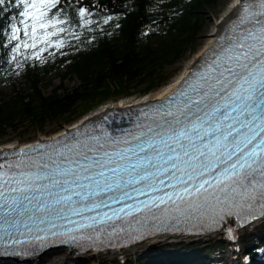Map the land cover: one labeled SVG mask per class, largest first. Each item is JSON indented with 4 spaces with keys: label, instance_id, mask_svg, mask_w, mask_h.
<instances>
[{
    "label": "snow or ice",
    "instance_id": "1",
    "mask_svg": "<svg viewBox=\"0 0 264 264\" xmlns=\"http://www.w3.org/2000/svg\"><path fill=\"white\" fill-rule=\"evenodd\" d=\"M21 3L35 47L59 0ZM242 22L206 71L177 93L163 124L134 135L127 147L103 150L90 137L96 144L65 145L16 174L0 172V255L72 232L68 225L83 229L90 227L85 220L114 222L133 212L139 216L130 226L196 221L209 230L224 227L233 209L255 219L259 208L264 216V11ZM19 32L13 29V39Z\"/></svg>",
    "mask_w": 264,
    "mask_h": 264
},
{
    "label": "trees",
    "instance_id": "2",
    "mask_svg": "<svg viewBox=\"0 0 264 264\" xmlns=\"http://www.w3.org/2000/svg\"><path fill=\"white\" fill-rule=\"evenodd\" d=\"M219 2L59 0L45 18L53 23L38 29L33 47L32 21L22 15L23 3L4 0L0 138L11 131L22 135L29 127L44 133L51 122L66 124L107 100L135 91L146 94L167 84L168 67L196 48ZM14 28L20 29L18 39H13ZM70 79L75 83L65 86ZM255 230L236 241L212 237L158 248L147 256H125L116 264H264V227L259 223Z\"/></svg>",
    "mask_w": 264,
    "mask_h": 264
},
{
    "label": "rangeland",
    "instance_id": "3",
    "mask_svg": "<svg viewBox=\"0 0 264 264\" xmlns=\"http://www.w3.org/2000/svg\"><path fill=\"white\" fill-rule=\"evenodd\" d=\"M231 0H220L217 8L211 12L209 18H208V24L205 27V29L201 32L200 36L198 37V41L196 44V48H191L190 50L187 51L186 55L177 63L171 65L168 67V75L170 76V81L173 80L187 65V63L194 58V56L202 49L204 44L206 43L208 36L210 32L212 31L217 19L221 17L225 9L227 8L229 2ZM59 79L56 80V83H59ZM169 81V82H170ZM75 83L74 79L66 80L64 81L65 86H72ZM161 86L151 92H148V94L154 93L156 90L160 89ZM144 94L142 93H137L136 91L133 94H128V95H121L119 99L121 98H129V99H135V98H140ZM118 99V100H119ZM117 100L115 99H110L105 101L104 103H101L93 108H91L89 111L86 113L82 114L81 116L71 120L70 122L63 124L57 121L51 122L46 125V130L45 132H38L34 128L29 127L22 135H19L16 132L11 131L9 134L5 135V137L0 138V144L8 143L9 145L15 144V145H20L24 142H30V141H35L36 139L41 138H46L45 136H51L53 135L56 131L67 127L71 123L77 122L78 120H82L86 118L87 116H91L94 114V112L98 111L99 109L105 107L106 105L109 106L113 104ZM86 115L85 117H83ZM82 118V119H81ZM255 223V222H254ZM250 224V226H246L245 228H238L236 231L230 232L229 229H223L221 231H216L212 232L206 236L200 234V235H194L192 238H183L181 240H170V242L165 240L162 244H157V245H152L149 249L143 250V249H132L130 247H124L123 250H118L114 251L113 254L109 257H99V256H83V259L78 258L77 253H74L72 251V248H61L55 251H52L51 253L47 255H42L40 258L37 256L32 262L28 263H21V264H42V263H47V264H116L119 258L122 259L125 256H132V255H144L147 256L150 254L151 251L158 249V248H172L177 245H182L186 243H198V242H206V240L215 237L217 239H223V238H228L227 236H231L233 233V240L239 239V237L245 232L251 230L256 231L255 228L256 226L259 225V223L262 224V227H264V218L261 219V222H257L256 224ZM256 225V226H255ZM234 227V226H232ZM231 227V228H232ZM248 227V228H247ZM230 228V229H231ZM235 229V228H232ZM254 229V230H253ZM152 248V249H151ZM161 251H156L154 253L158 254ZM149 253V254H148ZM231 260L229 261V263ZM0 264H18L14 261H2L0 260Z\"/></svg>",
    "mask_w": 264,
    "mask_h": 264
},
{
    "label": "bare ground",
    "instance_id": "4",
    "mask_svg": "<svg viewBox=\"0 0 264 264\" xmlns=\"http://www.w3.org/2000/svg\"><path fill=\"white\" fill-rule=\"evenodd\" d=\"M241 0H231L227 6V8L225 9V11L223 12V14L221 15V17L219 19H217L212 31L210 32L208 39L206 41V43L204 44V46L202 47V49H200V51L194 56L193 59H191L187 65L184 67V69L170 82H168L167 84L161 86L160 89L156 90L154 93L151 94H144L143 96H141L140 98H135V99H125V98H121L115 102H113V104L109 105V106H105L101 109H99L98 111L94 112L93 117H100L102 113H104L108 108H121V107H126V106H132V105H142L145 103H150V102H154L156 100L159 99H163V98H167L170 97L171 95H173L174 93L177 92V90L180 88L181 85H183L184 79L185 77H188L199 65V63L202 61V59L204 58V56L206 55V53L208 52V50L210 48H213L217 42L218 39L220 37V33L222 31V29L224 28V25H226V23L228 22V20L232 17L235 16L236 14H238L239 11V3ZM107 107V108H106ZM86 115H84L83 117H85ZM82 119V118H81ZM79 120L77 122L71 123L70 125H68L67 127H64L58 131H56L53 135L51 136H45L46 138H41V140H51V139H55L57 138L60 134H64L66 132V130H72L75 129L78 124ZM75 125V126H74ZM40 139H36L35 141H30V142H39ZM30 142H24L23 144H29ZM10 147V145L7 143L4 144H0V149L2 148H7ZM31 147V146H30ZM261 219L263 218H257L256 220H254L253 222H255L254 224H256L257 222H261ZM251 220V219H248ZM252 223V222H251ZM253 224V223H252ZM235 225H238L236 222L231 221V220H226V224L224 225V227H221L220 229H214L211 231H205L202 233V235L206 236L212 232H216V231H221L223 229H230L232 226V228H235ZM250 226V224L248 225ZM230 232L236 231L235 229H232ZM245 228V226L243 227ZM248 228V227H247ZM233 233L231 236H227L228 238H232L233 237ZM206 234V235H205ZM194 235L191 234H187L184 232H175V233H171V232H164V233H159L155 236L149 237L147 239H145L144 241L138 243V244H134L133 246H130V248L132 249H143V250H147L149 249L152 245H157V244H162L165 240H167V242L170 240H181L183 238H192ZM64 247H54L52 249L46 250L45 252L41 253V254H36L35 256H32L30 258H25L23 260L19 259L18 257H12V259H8V257H1L0 260L2 261H14L18 264L21 263H28V262H32L37 256H39V258L42 255H47L49 253H51L52 251L61 249ZM124 247L122 246H117V247H106L104 249H100V250H86V251H82V250H78L75 248H72V251L74 253H77L78 258L83 259V256H99V257H109L113 254L114 251H118V250H123ZM152 249V248H151Z\"/></svg>",
    "mask_w": 264,
    "mask_h": 264
},
{
    "label": "water",
    "instance_id": "5",
    "mask_svg": "<svg viewBox=\"0 0 264 264\" xmlns=\"http://www.w3.org/2000/svg\"><path fill=\"white\" fill-rule=\"evenodd\" d=\"M245 2H247V0H241L240 1V3H239V9H240V7H242V5L245 3ZM237 15V14H236ZM235 15V16H236ZM235 16H232L229 20H228V22L226 23V25H224V28L225 27H227V26H229V25H231L232 24V20L235 18ZM221 34V33H220ZM18 258H20L19 256H18ZM28 258H30V257H28ZM22 259V258H21ZM23 260V259H22Z\"/></svg>",
    "mask_w": 264,
    "mask_h": 264
}]
</instances>
